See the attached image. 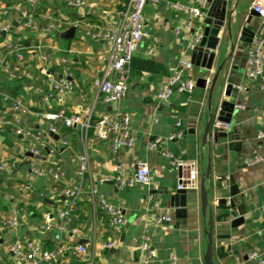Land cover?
<instances>
[{
  "label": "crops",
  "instance_id": "0c3cea01",
  "mask_svg": "<svg viewBox=\"0 0 264 264\" xmlns=\"http://www.w3.org/2000/svg\"><path fill=\"white\" fill-rule=\"evenodd\" d=\"M26 0H0V6H23ZM69 0H37L33 7L40 27L52 21H62L50 34L39 30L21 29L16 23V13L0 16V53L11 43L21 48V58L6 55V61L15 74L9 78L0 71V92L12 97L22 96L27 113L19 119L18 127L30 133H40L42 142L24 139L12 133L13 113L10 107L0 103V161L10 164L0 171V264H20L11 253L12 244L33 242L44 250L57 245L55 229L63 197L62 190L79 186L77 205L72 213L70 228L78 236L64 235L62 245H81L87 250V258L79 259L70 252H64L55 260L42 264H203L206 249L207 220L211 218L212 260L214 264H255L248 259L251 252H257L264 260V163H248L254 157L264 156V74L250 80L246 50L254 37L263 32L264 23L250 10L251 0H229L230 7L236 6L234 18L240 28L249 29L253 36L239 41V27L233 29V42L224 39L225 28L219 32L217 56L211 71H204L190 64V50L187 48L192 32L181 30L185 21L182 13L169 9L168 3L192 6L198 0H160L157 5L144 7V28L146 37L134 53L128 80V92L116 105L105 104L96 89V82L102 76L103 63L100 55L110 48L107 41L88 38L80 30L73 36L63 38L73 21L107 22L116 24L115 11L127 0H83L81 8L69 7ZM3 24L9 29L1 30ZM201 31L203 29L202 25ZM151 50V54L148 51ZM264 55V46L262 48ZM183 63L186 74L195 81L191 95L173 94L167 102L158 103L154 94L161 90L167 78ZM221 66L216 87L219 101L244 105L235 109L229 123V136L238 140L219 139L212 141V125L205 142L204 129L212 113L209 103V85L218 67ZM45 68L56 79L66 78L73 83V92L60 103L57 98L45 100L50 94ZM207 78L204 88L196 81ZM231 85L230 96L224 97L225 87ZM243 87L244 90H239ZM119 111L130 118L134 146L114 152L109 141L98 140L93 133L82 136L78 127L67 128L61 122L52 123L44 114L62 112L65 116L79 114L89 118L93 126L104 115ZM216 113V112H215ZM39 115V116H38ZM180 123L183 137L180 140L161 143L149 151L147 143L153 138H166ZM53 127L54 132L49 129ZM64 143L66 145H64ZM21 147L37 148L40 155L34 158L41 167H59L64 179L54 182L49 178L31 174L33 157ZM170 151L183 159L195 160L202 176L209 171L204 186L208 192L211 214L203 217L200 209V188L186 191V202L190 206L185 218H178L175 209L169 207L168 199L176 189L179 173L169 166L162 154ZM85 155L88 170L83 176L77 174V157ZM122 163L129 173L141 165L150 172L152 185L149 188L134 186L116 189L109 183H99L101 177H111L113 165ZM233 178L238 190L244 196V220L232 226L236 218L232 211L218 201L227 197L228 180ZM220 178H224L220 181ZM221 191V193H220ZM147 195L159 201L155 208L147 202ZM103 199L121 209L126 225L120 233H113L108 218L98 207ZM17 214L16 228H3L2 222L11 212ZM48 215L46 223L44 216ZM167 216L169 221L155 225V221ZM48 225V229L41 227ZM145 230L149 234L151 256L139 250ZM115 242L116 247L100 251L98 246Z\"/></svg>",
  "mask_w": 264,
  "mask_h": 264
},
{
  "label": "built area",
  "instance_id": "2783aa9c",
  "mask_svg": "<svg viewBox=\"0 0 264 264\" xmlns=\"http://www.w3.org/2000/svg\"><path fill=\"white\" fill-rule=\"evenodd\" d=\"M160 0H127L126 4L121 5L115 11L117 18L116 24L107 22H88L76 20L69 25L76 30H80L85 37L107 41L110 48L100 55V61L103 63L102 76L96 82V89L102 101L111 105L119 103L123 100L128 92V80L130 75L131 61L134 53L139 48L141 42L146 37L144 28L143 10L147 4L157 5ZM37 0H26L23 6H0V16H5L10 12L17 15L15 23L23 30L37 31L43 34H50L57 24H64L62 21H52L43 27H40L38 20L35 18L33 7ZM69 7L81 8L85 6L83 0H69ZM170 10L182 13L185 21L181 28L173 31L174 35H178L181 30L191 31L192 35L187 45L191 51L200 41L201 38V21L205 16L208 8V0H198L195 5L187 6L175 2H169ZM250 10L264 23V0H251ZM9 29V24H3L1 30L6 32ZM264 46V28L260 36L254 37L251 46L246 50V61L248 65L247 76L250 80L261 78L264 74V55L262 48ZM5 53H0V71L9 78H15V74L6 61V55H15L21 58V48L11 43L5 45ZM151 54V50L148 51ZM45 75L46 85L50 89V94L45 96V100L57 98L61 103L63 99L68 97L74 89L73 83L69 80V75L66 78L56 79L49 75L45 68L40 69ZM195 89V81L186 74L185 67L181 62L177 69L167 78L165 86L154 94V98L158 103L167 102L173 94L191 95ZM243 91V87H239ZM0 103L10 107L13 113L12 133L24 139H32L35 142H42L40 133H30L18 127L19 119L27 113V109L23 105V97H12L0 92ZM235 109H243L244 105H236ZM264 115V108L261 112ZM39 116V115H38ZM43 118L52 123L61 122L64 127H78L82 136H85L91 127L89 118H82L79 114L65 116L62 112L55 114H44ZM229 124L214 122L212 125L213 131L227 132ZM94 136L98 140L109 141L114 152L120 149H131L134 146L135 140L131 131L130 118L119 111L102 116L92 127ZM50 133L54 132V128L49 129ZM183 137V130L180 123H175L174 130L166 138H153L147 143L149 151H154L163 142H171L180 140ZM264 135L260 134L259 138ZM64 145H66L64 143ZM21 150L32 155L33 160L30 163L31 174L35 177L49 178L54 182H60L64 179V174L59 167H41L34 158L40 155L37 148L21 147ZM162 154L168 160L171 168L181 170V174L177 178L176 190H198L200 188V171L195 160L183 159L182 157L173 154L170 151L164 150ZM264 163L263 157H254L248 163ZM10 167L7 161H0V171ZM88 170V162L86 156L79 155L77 157V174L83 176ZM113 175L111 177H101L99 183H109L116 189L130 188L141 186L149 188L152 185L150 172L146 165H141L134 173H129L122 163L113 165ZM79 186L72 185L62 190L61 195L63 201L57 210L58 223L55 227L58 233L57 245L52 250H44L39 245L33 242L13 243L11 253L17 262L20 264H42L50 260H55L66 251L79 259L87 258V250L81 244L75 246L62 245V237L64 235L78 236L76 229H71L72 213L77 205V197ZM147 202L152 207H159V201H153L151 195H147ZM98 207L105 212L108 218L109 229L117 234L122 231L126 225V220L120 208L109 204L103 199L98 200ZM264 211V206L262 208ZM45 222H49L48 215L44 216ZM163 221H169L167 216L160 217L155 221V225ZM17 214L12 211L10 216L2 222L3 228H16ZM48 229V225L41 227ZM149 234L145 230L139 246L142 253L151 256L149 251ZM116 247L115 242H106L98 246L100 251L113 250ZM248 259L255 264H264V260L257 252H251ZM171 264H175V257H171Z\"/></svg>",
  "mask_w": 264,
  "mask_h": 264
},
{
  "label": "water",
  "instance_id": "95a60500",
  "mask_svg": "<svg viewBox=\"0 0 264 264\" xmlns=\"http://www.w3.org/2000/svg\"><path fill=\"white\" fill-rule=\"evenodd\" d=\"M236 6L230 7L229 0H208V8L206 10L205 16L201 21L203 27L201 31V38L199 43L190 51L189 58L190 64L199 67L204 71H211L212 64L214 59L217 56V47L220 44L219 32L221 28H225L224 39L228 42L229 45H232L233 42V29L240 28L238 21L234 18ZM239 41H246L244 37H252V32L247 28L239 29ZM75 29L71 27L68 31L61 34L63 38H69L73 36ZM221 72V66L218 67L214 76L210 80L209 85V103L212 107V113L210 115L209 121L204 129L202 141L205 142L206 138L210 133V123L213 119L216 122L229 124L231 120L232 113L234 111V104L231 102L219 101L217 98L216 87L219 82V75ZM207 78H199L196 81V85L199 88L206 87ZM231 85H227L224 91V97L228 98L230 96ZM216 97V98H214ZM165 103V102H164ZM117 103H113L116 105ZM216 112V113H215ZM212 141L214 144L217 143L219 139H233L238 140L236 136H229L228 132L222 131H213L212 132ZM28 157H31V154H27ZM179 175L181 170H178ZM209 177V171L202 176L200 180V209L201 215L203 217L211 214V205L209 203L208 192L205 189L204 181ZM224 178H220V181H223ZM227 197L221 198L218 203L225 204L229 207V210L232 211L230 215L236 216L232 221V226H237L241 224L244 220V196L238 190L237 185L235 184L232 177L228 180V188L225 191ZM221 193V191H220ZM169 207L175 209V215L178 218H185L187 211L190 209V206L186 202V191L185 190H175L172 194L169 195L168 199ZM207 244L206 249L203 255V264H214L212 260V234H211V218L208 217L207 220V230H205ZM85 241L79 242V244L84 243Z\"/></svg>",
  "mask_w": 264,
  "mask_h": 264
},
{
  "label": "trees",
  "instance_id": "16d2710c",
  "mask_svg": "<svg viewBox=\"0 0 264 264\" xmlns=\"http://www.w3.org/2000/svg\"><path fill=\"white\" fill-rule=\"evenodd\" d=\"M92 127H93V124H92V122H91V127H90V129L88 130L87 135H90V134L92 133Z\"/></svg>",
  "mask_w": 264,
  "mask_h": 264
}]
</instances>
